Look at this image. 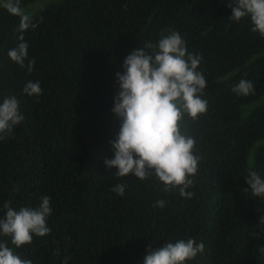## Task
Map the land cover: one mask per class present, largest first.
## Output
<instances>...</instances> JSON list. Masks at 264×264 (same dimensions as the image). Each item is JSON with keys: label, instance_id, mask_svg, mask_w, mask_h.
Instances as JSON below:
<instances>
[{"label": "trees", "instance_id": "1", "mask_svg": "<svg viewBox=\"0 0 264 264\" xmlns=\"http://www.w3.org/2000/svg\"><path fill=\"white\" fill-rule=\"evenodd\" d=\"M228 0H20L38 26L27 29L28 60L8 56L20 18L0 7V103L15 96L23 121L0 139V204L36 208L50 197L51 229L15 254L32 264H142L149 246L195 239L204 251L186 264H264V197L246 175L264 178V37L250 17L230 21ZM179 32L202 57L207 112L185 116L200 157L191 198L107 170L120 122L112 113L117 72L132 49ZM151 51V50H148ZM254 93L237 95L241 80ZM38 81L42 95L23 92ZM126 184L123 197L112 191ZM249 188L247 192L244 189ZM165 207H155L157 200ZM3 212H0V216Z\"/></svg>", "mask_w": 264, "mask_h": 264}, {"label": "clouds", "instance_id": "2", "mask_svg": "<svg viewBox=\"0 0 264 264\" xmlns=\"http://www.w3.org/2000/svg\"><path fill=\"white\" fill-rule=\"evenodd\" d=\"M0 7L20 18L16 29L20 43L7 54L21 68L27 67L31 72L35 59L25 64L28 44L24 42L23 33L38 25L22 9L20 0H0ZM227 7L231 9L230 21L250 17L251 31L264 37V0H228ZM167 31V35L161 33L157 43L146 42L142 48L132 49L123 61V72L115 74L118 91L111 111L120 125L115 139L109 142L113 158H105L104 164L108 171L116 170V177L132 174L139 181L155 177L162 183L164 192L178 189L181 197L191 198L194 193L187 189L193 186L192 177L198 172L200 157L195 154V139L182 132L181 124L185 116L197 121L207 112L208 102L202 98L207 81L197 70L202 57L187 51L179 32ZM232 91L247 96L255 89L251 81L241 79ZM23 92L38 97L42 95V88L38 81H29ZM23 119L17 98L5 96L0 103V139L11 134ZM245 179L253 195L264 197V178L250 171ZM126 187V184H117L112 191L123 197ZM165 204L166 201L160 199L154 206L163 208ZM0 212H3L0 235L10 238L15 248L30 245L34 236L44 237L51 231L47 220L52 207L47 195L41 197L36 208L17 210L5 201L0 204ZM203 251L202 242L197 243L193 238L179 239L155 249L149 246L142 264H186ZM259 252L264 254V247ZM0 264H32V261L15 254L7 243H0Z\"/></svg>", "mask_w": 264, "mask_h": 264}]
</instances>
